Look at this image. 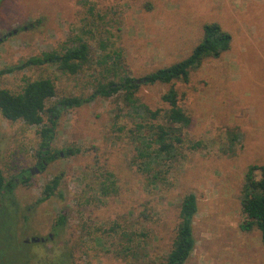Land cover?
Returning <instances> with one entry per match:
<instances>
[{
  "label": "rangeland",
  "instance_id": "rangeland-1",
  "mask_svg": "<svg viewBox=\"0 0 264 264\" xmlns=\"http://www.w3.org/2000/svg\"><path fill=\"white\" fill-rule=\"evenodd\" d=\"M206 22L230 33L231 45L218 58L203 60L187 82L173 83L191 123L183 128L177 159L166 163L153 184L133 161L131 119L114 116L116 103L122 106L117 96L61 109L49 146L57 156L34 174L26 171L41 152V126L0 113V167L16 181L14 195L28 214L19 232L25 245L10 247L0 264H132L128 247L146 253L144 262H160L189 193L197 201L195 244L184 264H264L259 231L238 226L244 174L264 164V0H0V88L19 93L27 81L48 78L56 95L46 107L62 97H86L98 81L111 80L97 63L103 54L120 53L127 74L139 78L187 56ZM78 39L91 53L78 74L51 63L1 73L43 52H63ZM169 86L141 85L137 97L152 110L164 109L161 95ZM229 132L240 135L233 144ZM194 143L198 147L191 149ZM67 148L80 152L65 156ZM107 171L117 193L102 197L98 176ZM54 177V194L37 203ZM61 213L65 224L54 230ZM49 233L44 242L24 241Z\"/></svg>",
  "mask_w": 264,
  "mask_h": 264
},
{
  "label": "trees",
  "instance_id": "trees-1",
  "mask_svg": "<svg viewBox=\"0 0 264 264\" xmlns=\"http://www.w3.org/2000/svg\"><path fill=\"white\" fill-rule=\"evenodd\" d=\"M101 47L104 48L103 42ZM231 35L223 30L217 22H206L202 26V34L198 42L184 58L167 66L150 71L139 78L127 74L121 64V54L113 51L111 56L103 54L98 64L102 66L104 77L111 80L98 81L92 94L86 97L67 96L62 97L58 103L46 107V102L55 97L54 83L48 78H39L27 81L19 93H12L8 89L0 88V113L10 121L22 120L28 125L41 126V147L49 148L54 138V127L61 109L75 108L88 103L95 96H117L122 106L116 103L115 118L128 117L132 126L128 129L129 138L133 143V161L138 170L150 183H155L164 171L167 162L177 159L179 146L183 142V128L189 126V115L179 106L180 95L173 87L175 81L187 82L192 70L200 67L203 60L218 58L229 50ZM110 60L111 62L109 63ZM91 62L89 45L82 39L75 44L66 47L63 52L47 51L41 55L32 56L25 63L15 68H8L1 73L12 72L26 65L55 64L59 71L71 75L78 74ZM103 79V78H102ZM155 83L170 84L169 88L161 95V100L167 105L164 109H150L137 97L141 85ZM46 112L50 123H43V113ZM163 112V113H162ZM162 119L161 122L156 120ZM116 129L121 131L122 126ZM229 144H233L240 135L229 132ZM191 149L198 147L191 144ZM79 148H67L63 150L65 156L79 153ZM47 153L45 157L50 162L54 157ZM42 167L41 169H43ZM257 173L259 174L257 176ZM102 177V178H101ZM107 171L105 175H99L97 191L100 196L116 194L114 179ZM24 182L26 180H23ZM59 183V178L54 177L47 182L41 191L37 203H40L54 194ZM16 181L4 177L0 167V260L10 247L17 249L24 246L19 240V232L23 233L28 221V214L20 207L14 195ZM240 206L244 218L238 226L241 231L257 229L264 242V164L251 165L244 174L241 190ZM197 212V201L193 193L185 195L179 206L178 224L171 247L160 262H144V256L132 247L126 248V253L131 256L132 264H184L190 256L195 240L193 236V219ZM66 214L61 213L52 229L56 230L65 224ZM111 229V228H110ZM28 261V260H27ZM26 261V264L28 262Z\"/></svg>",
  "mask_w": 264,
  "mask_h": 264
},
{
  "label": "flooded vegetation",
  "instance_id": "flooded-vegetation-1",
  "mask_svg": "<svg viewBox=\"0 0 264 264\" xmlns=\"http://www.w3.org/2000/svg\"><path fill=\"white\" fill-rule=\"evenodd\" d=\"M49 151H50V148L42 147L41 152L36 157V163H35V165L32 168L31 167L28 168L26 172L29 173V174H31L30 173V169H33V171H41V168L42 167H45L48 164V161L46 160L45 157L47 156V153L46 152L49 153ZM60 154H62V152H59V155ZM52 155H53V157H56L57 156L56 153L55 154H52ZM62 155H60V156H62ZM24 177H25V175H24ZM38 238H43L44 240H42V241L40 240L39 242H44L46 240L51 239L52 238V234L49 233L47 236L38 237Z\"/></svg>",
  "mask_w": 264,
  "mask_h": 264
},
{
  "label": "water",
  "instance_id": "water-1",
  "mask_svg": "<svg viewBox=\"0 0 264 264\" xmlns=\"http://www.w3.org/2000/svg\"><path fill=\"white\" fill-rule=\"evenodd\" d=\"M15 32V31H14ZM60 155H62V154H60ZM30 173L31 174H34V171H33V169H30ZM42 241V240H44L43 238H38V237H31V238H29V239H25L24 241L25 242H39V241Z\"/></svg>",
  "mask_w": 264,
  "mask_h": 264
}]
</instances>
